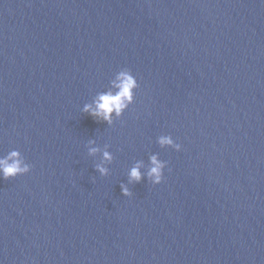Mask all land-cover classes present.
<instances>
[{"label":"water","instance_id":"water-1","mask_svg":"<svg viewBox=\"0 0 264 264\" xmlns=\"http://www.w3.org/2000/svg\"><path fill=\"white\" fill-rule=\"evenodd\" d=\"M123 68L134 103L83 113ZM11 150L32 169L0 179V264H264V0H0ZM152 154L162 183L128 184Z\"/></svg>","mask_w":264,"mask_h":264},{"label":"clouds","instance_id":"clouds-1","mask_svg":"<svg viewBox=\"0 0 264 264\" xmlns=\"http://www.w3.org/2000/svg\"><path fill=\"white\" fill-rule=\"evenodd\" d=\"M139 88L136 77L130 69L123 68L118 71L114 78L110 81L106 91L97 94L91 104H85L82 112L91 116L97 122H105L111 126L114 117L119 118L127 110L129 105L134 103L135 90ZM157 143L161 148L170 147L175 151H181L182 145L176 143L171 135H160ZM94 139H89L88 154L94 156L100 154V162L95 164V171L101 176H107L109 168L107 167L113 160L112 153L105 148L101 149L95 146ZM143 162H137L128 173V184L140 183L147 178V181L153 185L162 183L164 179V169L167 162L159 158V154H152L148 158V166L146 172H142ZM32 169V165L27 163L18 150H11L3 157H0V179L9 180L17 176L28 174ZM128 184L121 183V193L125 197L133 195Z\"/></svg>","mask_w":264,"mask_h":264}]
</instances>
